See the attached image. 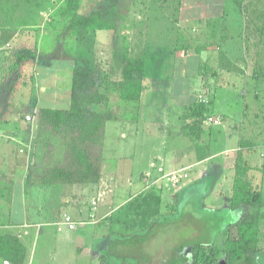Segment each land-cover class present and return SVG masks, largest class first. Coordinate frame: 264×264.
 I'll use <instances>...</instances> for the list:
<instances>
[{"label":"rangeland","instance_id":"obj_1","mask_svg":"<svg viewBox=\"0 0 264 264\" xmlns=\"http://www.w3.org/2000/svg\"><path fill=\"white\" fill-rule=\"evenodd\" d=\"M204 7H208L209 13H212L209 21L198 19ZM221 12L232 17L231 24H226L222 17L217 18L216 15ZM245 14L250 19L247 25L252 23L246 27L247 34L250 33L252 37L244 41L242 36L246 31L240 27L239 19L244 18ZM74 16L89 19L88 27L78 31L69 30ZM255 16L257 19L260 17L259 22L253 21ZM162 17L172 25L177 24V49L180 53L185 51L184 56L188 55L189 59L178 54L177 70L175 67L150 69V75L149 70L145 69L131 86L132 89L136 87L139 98L126 102L128 109L122 112L120 109L124 108L121 106L124 102L119 89L125 60L145 58L148 24ZM186 17L196 20H185ZM263 24L264 0H0V151L7 150L6 143L11 142L9 153L17 155L15 144L24 146L28 142L41 107L66 109L72 72L85 70L92 76L96 91L106 95L107 99L104 106L93 108L109 119L104 145L106 171L109 172L112 165L120 162L123 166L134 160L130 165H139V157L142 154H145L144 157L150 155L154 151L153 145L157 148L161 143L171 142L170 136L161 135L168 127L176 128L177 133L182 131L180 139L184 137L181 140L184 151L193 147L199 152L197 161L203 162L199 168V174L203 176L199 177L198 184L187 186L189 181L194 180L193 171L186 172L187 180L184 172L175 174L180 184L163 178L171 186L175 185V189L182 188V193L169 194L167 205L164 200L161 201V216L136 236H141L140 241L134 239L135 242L132 240L128 243L124 234H114L111 237L115 241L113 245L89 244V235L97 228L92 222L100 218L99 212H92L85 216L87 226L76 227L75 231H57L51 225L29 229V242L24 244L26 250L22 264H97L98 261L99 264H164L172 255L185 257L187 261L182 264H224L226 228L223 222L214 224L210 218L213 215L232 221V217L204 209L208 208L207 204L200 199L211 183L204 181L205 177L212 176L214 180L218 176L216 168H224L229 173L228 181L221 178V188L216 191L217 195L220 194V207L230 208L232 172L235 188L247 187L259 191L263 198L264 162L261 160L264 157L261 151L250 148L248 153L243 150L242 155L234 152L230 162L224 159V154L211 160V153L207 150L209 144L223 137L224 132L222 126L208 124L207 117L217 118L221 122L224 120L223 114L230 107H235L237 112L243 113L246 132L241 138H245L244 142L264 143V84H254L249 79L254 74V62L264 64V52H259L264 46V40L261 44L262 36L264 38ZM254 34L259 36L257 47L254 45ZM243 41L249 45V55L243 54ZM195 51H199V55ZM20 54L27 56L17 63L16 57ZM198 61L201 68L197 79L195 70ZM242 61L249 64L245 69L247 74L239 67ZM180 71L188 75L178 78L172 75ZM230 94L233 97L232 106L227 105L225 100L229 99ZM120 112L126 115L128 123L135 126L137 138L126 133L116 122ZM17 126L20 127V134L16 137L14 128ZM234 128L237 129V126ZM34 130L33 139L39 143L46 136L39 129ZM175 130L167 135L171 132L177 134ZM147 131H151L152 136L144 146L143 135ZM235 131L232 129L234 133H230V144L234 143ZM148 141L155 144L150 147ZM164 153H167L166 149ZM22 159L25 163L24 156ZM12 164L5 166L0 162V184L3 183L2 173L15 169ZM186 165L189 162L182 164ZM234 166H239L237 173ZM142 170L143 166L136 171L139 174ZM0 194H4V191ZM117 200V203L125 201L121 197H117ZM154 205L151 201L146 204V209L152 210ZM200 208L204 209V213ZM238 210L242 215L254 211L242 205ZM51 212L56 217L65 213L62 208H51ZM260 212L264 214V198ZM207 215L210 223L205 224L210 225L209 230L203 233L204 237H198L196 232L203 227L198 220ZM87 230L92 232L89 234ZM259 230L260 253L257 263L264 264V219L260 222ZM19 232L20 229L0 228V236H15L13 234ZM68 237H72V242L76 241L75 245L84 253H76L77 247L66 244ZM196 243H205L203 245L208 247L191 248ZM84 245H87L88 253H98L103 259L96 254L86 258Z\"/></svg>","mask_w":264,"mask_h":264},{"label":"crops","instance_id":"obj_2","mask_svg":"<svg viewBox=\"0 0 264 264\" xmlns=\"http://www.w3.org/2000/svg\"><path fill=\"white\" fill-rule=\"evenodd\" d=\"M211 14L212 13H209V8L204 7L198 19H206L207 21H209ZM245 15L246 16H244V18L241 17L239 19L240 27L243 28V31H246V34L242 36L244 41L252 37L250 33L247 34L248 29L246 28L248 26L250 27L252 23H249V25H247V22H249L250 19L247 18V14ZM216 16L217 18L222 17V19L227 22L226 24L228 25L233 21L232 17L230 15H226L225 12H221V14ZM255 18L253 19V21H260V17H258L259 19H257V16H255ZM185 20L195 21L196 19L186 17ZM175 29H177V24L175 23V25H172L169 21L164 20L163 17L158 20L155 19L153 20V22L148 24L147 44L145 45V49L147 48V51L144 58V67L145 69L149 70L148 74H152L150 69H164V67L170 69L174 67L176 68V59L178 54H180L179 56H182L185 59H189L188 55L184 56L185 51H183L184 53H180V50L177 49ZM257 37L259 38L258 35L254 34L255 47L258 46ZM263 40L264 38L262 36L261 44ZM244 41L242 43V45H244L242 51L245 56L247 54L249 55L250 49H248L249 45H246ZM263 49L264 46L261 47V50L259 52H264ZM195 53L199 55V51H195ZM162 55L165 56L163 57ZM242 62L243 63H240L239 67L243 70H247V65L249 64H247L246 61ZM200 63L201 62L198 61V65L196 66L195 70L197 79L200 77ZM183 64L186 65L185 62ZM252 69V73L254 74H251L249 79H252L254 84H264V64L262 62H254ZM175 70H177V68ZM246 70L244 71V74H247ZM172 75L178 78L185 77L188 74H186L185 71H180L177 72V74L174 73ZM227 98H229L225 99L228 102L227 105L232 106V95L228 96ZM122 103L123 104H121V106L124 108H121L120 111L126 112L127 110L125 109H128L127 103L125 101H122ZM68 107L66 109L55 110H67ZM42 108L43 107H41L40 109ZM125 116L126 115H123V113L120 112V117L116 122L121 124L123 130L126 131V133H130L132 136H134V138H137V130L135 129V126L128 123ZM223 116L224 120H222L218 125L222 126L224 135L217 141L210 142L209 148L207 149L211 153L209 154L208 152L211 160L212 157H216L219 154H224V159H227L226 161L230 162L233 160V154H235L234 152L238 153V155H242L243 150H245V153H248L250 152V148H256V152L261 151L260 153L263 154L264 157V143H258V145L256 143L254 144L253 142L247 143L244 142L246 141L245 138H241L243 132H246L243 128V113L241 111L240 113L237 112V109L235 107H230V110L225 112ZM108 121V116H106L104 130L105 137H103L102 141L100 163L101 167L99 169V180L97 183H42L41 175L42 159L44 154L43 146L33 139V130H38L37 126L32 127V134L29 136L28 142H25L24 146H18L14 143L16 145L17 155L14 156V153H9V143L11 142L6 143L5 149L7 150L0 151V162L4 163L5 166H9V164L13 163L12 165H14L15 168L13 169V171L2 173L3 176L1 182L3 181V183L0 184V193L4 191V194H0V228H3L4 230L20 229L21 233L19 232L17 234H13L15 235L13 237L17 239V241L25 248V250L26 247L24 244L29 242L27 240L29 229L40 227L46 228L51 225L55 226V228H57V231H60L61 229L75 231L76 227L87 226L88 222L84 221L86 220L85 216L86 214L92 212H99L100 218L99 221L92 222V225L97 227L95 231L92 232V230H87L89 234L90 232H92L89 235V244L92 245L98 243L99 246L101 244L112 245L114 240H112L111 237L114 234H117L118 236L124 234L123 237H127V239H140L141 236H136L140 235L141 231H144L153 221L161 216L159 208L161 201L164 200L166 202L169 194L176 195V193H182V188L175 189V185L174 187L171 186L170 183L167 182V178L171 179H169V181H172L175 178L173 181L180 184V181L175 177V174H183L184 172L187 180L188 175L186 172L193 171L195 176L194 180L193 182L189 181L191 183L186 182L187 186L192 183H199L198 179L201 176L199 174V168L200 164L203 163L197 161L199 152L196 151L193 147H191L190 150L184 151V143L182 144L181 142L184 137L180 139V136H183V133H181L182 131H179L177 133V130H175L176 128L170 129L169 127L165 130L166 133L163 131L161 132V135L162 137L163 135H166V137L170 136L171 142H165L164 144L161 143V146L156 148L155 145H153L155 143L152 142L151 144V141H148L150 147H152L151 145L154 146L152 147V150L154 151L146 157H144L145 154H142L143 156L141 155L139 157V165L134 164L133 166H131L130 163L132 164L134 160L130 163L126 162L123 166L122 162H120L121 164L115 163L116 165H112L113 168L111 167L109 172L106 171V165L104 163V145L107 137ZM234 126H237V129L234 128ZM19 128L20 127L18 126L14 128L16 137L20 134ZM151 128L154 129L153 127ZM232 129H235L236 131H238V133L235 131L234 143L230 144L229 140L230 137H232V135L230 136V133H234L232 132ZM173 130H175L174 132H176L177 134H172ZM170 131H172L171 134L167 135ZM151 133V131H147V133L143 135L144 146H146L147 144V139L152 136ZM175 135H177L176 139ZM165 149L167 150V153H164ZM23 156L25 158V163L22 159ZM141 160L143 161V163H141ZM261 161L264 162V159ZM187 162H189V165L182 166L183 163ZM16 165L19 167H16ZM142 166L143 170L138 174L136 170H138L140 167L142 168ZM194 168L195 171L193 170ZM215 170H217L216 172L218 176H215L214 180L212 176L207 178L205 177L204 181L209 180L211 183L207 186L208 189L206 191V194L201 197L200 201L207 204L208 208H204L205 210L222 212L227 216L230 214V217H232L230 208L219 206L220 199L218 195L220 194L217 195L216 193V191L221 188L220 183L223 182V178H226V180L228 181L229 173H226L227 170L225 171L224 168H216ZM224 173H226V175H224ZM169 175H171V177H168ZM163 178L166 179L163 180ZM230 179L231 191L229 195L231 196L234 181L233 172ZM230 196L227 197L229 198ZM117 197H121V199H124L125 201H123L122 203H117ZM179 197L181 198L180 195ZM151 201L155 204L154 207L152 208V210L146 209V204L150 203ZM51 208H62L65 213L60 216L57 215L56 217L51 212ZM204 209L200 208L201 212L204 213ZM66 217L70 219L71 223L73 224V228H69L64 223V219ZM229 222L230 221L227 220V217L223 219L225 228ZM105 230H107L106 233H104ZM74 242L76 241L72 242V237H68V239L65 241L66 244L77 247ZM259 242L260 231L258 234V245H260ZM84 246L83 250L85 251L86 258L88 256L96 254V256L103 259V257L98 253H88V249L86 250L87 245ZM75 251L76 253H84L82 252V249H79V247H77ZM3 262V259L0 258V264H3ZM97 264H99V261Z\"/></svg>","mask_w":264,"mask_h":264},{"label":"trees","instance_id":"obj_3","mask_svg":"<svg viewBox=\"0 0 264 264\" xmlns=\"http://www.w3.org/2000/svg\"><path fill=\"white\" fill-rule=\"evenodd\" d=\"M89 25V19L74 16L69 30H84ZM26 54L16 57V62H22ZM145 71L144 58L137 60L126 59L120 84V98L125 102H134L139 98L138 91L133 89L134 79L141 77ZM69 107L67 110L42 108L36 119L37 128L46 136L39 143L43 146L41 182L44 184H91L99 180L101 163L102 141L105 130L106 115L95 111L93 108L104 106L106 95L100 94L94 88V80L85 70L72 72ZM236 166L235 171L237 173ZM254 209L253 212L242 215L240 206ZM263 205L261 192L250 190L247 187L235 188L230 201L232 221L226 226L225 263L224 264H258L257 255L258 234L264 214L260 212ZM214 224L223 222V218L212 215ZM202 228H198V237H204V232L209 230L208 215L200 220ZM206 222V224H205ZM217 226V225H215ZM214 226V227H215ZM200 231V232H199ZM135 238L127 239V242ZM139 241L141 238H137ZM126 241V240H125ZM115 244V241L112 245ZM205 244V243H203ZM196 243L191 248L201 249L208 247ZM181 245L180 247H182ZM25 257V248L11 235L0 236V258L9 264H22ZM186 263L183 256L165 260L164 264ZM104 261L102 260V263Z\"/></svg>","mask_w":264,"mask_h":264},{"label":"built area","instance_id":"obj_4","mask_svg":"<svg viewBox=\"0 0 264 264\" xmlns=\"http://www.w3.org/2000/svg\"><path fill=\"white\" fill-rule=\"evenodd\" d=\"M207 123L208 124H212V125H218V124H220V120L219 119H217V118H214V117H207ZM172 178H174V177H172ZM175 179V178H174ZM173 179V180H174ZM64 223L69 227V228H73V224L71 223V221H70V219L69 218H65L64 219Z\"/></svg>","mask_w":264,"mask_h":264},{"label":"water","instance_id":"obj_5","mask_svg":"<svg viewBox=\"0 0 264 264\" xmlns=\"http://www.w3.org/2000/svg\"><path fill=\"white\" fill-rule=\"evenodd\" d=\"M6 264H9L8 262H6Z\"/></svg>","mask_w":264,"mask_h":264}]
</instances>
